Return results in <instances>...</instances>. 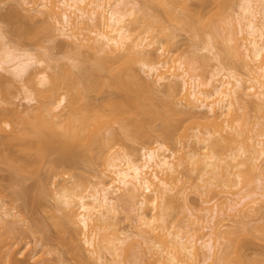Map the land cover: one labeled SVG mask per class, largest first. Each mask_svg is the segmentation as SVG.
Wrapping results in <instances>:
<instances>
[{
	"label": "bare ground",
	"instance_id": "1",
	"mask_svg": "<svg viewBox=\"0 0 264 264\" xmlns=\"http://www.w3.org/2000/svg\"><path fill=\"white\" fill-rule=\"evenodd\" d=\"M148 1V6H145L146 4L142 6L144 2L141 6H137L136 0H18L19 4L15 5L13 10H18L22 6L20 8L26 9L27 12L31 10L35 14L36 12L43 14V18H48L50 21L45 20L48 23L46 22L42 26L43 29L39 28V30L42 29L41 32L45 31L48 38L50 36L54 39L59 35L64 39L67 38L69 40L67 43L71 42L73 48L78 51L87 49V53L92 54V56L89 55L93 58H89V60H93V62H90L88 66L84 63L89 61L88 54L87 60L77 59V62H71V64L67 62L59 65L56 60L50 62L52 58L47 57L48 55L46 56L44 52H41L44 55L36 54L3 42V33L0 29V69L9 74L8 77L0 74V166H6V169L10 170L9 176H11H8L9 179L6 180H9L10 187L13 185L17 189V186L14 185L23 184L27 175H35L38 159H41L42 156L44 158L45 154L52 151L57 154V158L51 160L48 171L53 173L56 171L57 163L64 161L63 159H70L72 162L75 160L84 161L92 165L95 159L105 158L103 162L106 168L96 170L92 179L94 181L85 180L90 184L83 182L85 183L83 187L82 182H78L77 184L82 185V188L79 186L81 190L78 189L77 192L75 191V188H78L75 187L76 184L75 188H72L73 190L62 187L58 199L59 202L61 200L59 207L62 204L63 207H56V209L63 212V216L60 213L61 220H59V216L57 219L54 214H51L52 217L50 216V218L55 216L53 219L56 221L52 219L55 222L51 221L49 224H56L54 226L59 227L56 230H60V234L59 231L56 232L61 236L59 238L60 236L57 234L67 250L65 251L69 250V253L77 256L79 259L77 260L82 261L83 264V261L89 260L91 257L85 259L80 243L93 246L94 248H90V250L93 248V251L104 252L105 250L108 252L110 257L106 255L105 257L98 251L88 250L92 253L91 255L98 254L94 255L95 258L92 257L95 261L90 259L95 264H123L124 261H129L130 257L131 264H137L141 253V261L144 257L143 254L145 256L147 254V258L151 259L152 264H244L247 257L245 259L243 254L238 253L239 250L236 251V249V252L233 251V254L231 253L229 256V253L225 254L224 250L220 251V247L219 249L218 246L215 248L214 241L218 243L220 239V230L218 229L220 226L218 228L217 226L225 219L224 215L230 216L231 214L229 215L228 212L232 213V211L233 215L239 213L243 215L242 217L246 214L249 215L255 209L256 200L264 197V172H262L264 170L259 168V161L264 156V146H262L264 140L257 141L254 137L260 134L259 130L264 133V121L256 122L257 124L252 123L251 126L245 115H241L248 123L245 124L244 119L240 117L243 120L239 119L244 123L241 125L242 129L232 126L233 119L238 121L234 117L232 108L234 103H239L240 107L244 108L252 106L253 108H251L257 112L261 111V119L264 118V0L240 1V17L236 22L224 28V32L220 35L221 39L218 41L220 47H217L219 48L216 47V41L213 42V39L216 38L214 29H211L214 28L212 26L214 18L212 17L213 19L210 21L208 20L211 18L209 16L208 21H203L202 19H206L205 16L202 19L201 16L198 17L203 14L204 11L201 12L203 8L207 9L204 6L212 0H198L202 3V9L199 7L200 14L197 12V19L194 20L189 15H182L184 17L179 15L178 11L183 9L181 7L178 10L181 6L179 4L181 2L187 4V0H151L155 4L152 10L148 8L150 6V1ZM190 9L186 6L182 11L186 14ZM12 11L11 13H15ZM159 11L168 21L187 27L195 35H201L205 29L210 30L208 40L201 47L195 48L190 57V59L192 58L190 61H198L201 63L200 65H204L209 60H215L206 78H202L196 72L195 65L191 63L184 64L180 60H174L175 65H168V61L164 60L166 58L161 59L162 56L165 57L163 46H156L148 50L147 48L152 45V42L145 43L140 34H134L133 31L137 28L136 23L139 21L143 22L145 32L150 28L157 31L164 30L165 26L161 23ZM183 12L181 13L183 14ZM18 15L16 16L18 17ZM133 25H136V28ZM21 28H15L14 32L22 40L35 37L40 33L36 28V30ZM173 35L172 32L167 34L169 39H167V43L171 41L170 38ZM55 40L51 42V45L53 43L52 47L55 45ZM201 50H204L205 53L200 54ZM228 56L235 58L240 63L243 73H239L235 68L227 65ZM53 62L57 63V66L54 65L57 69L55 67L52 69L51 63L53 64ZM4 64L6 66H3ZM137 64L140 65V69L147 78L139 73L138 68L136 69ZM58 68L60 71H57ZM47 69H52L54 72L51 71L52 74H49ZM30 72L32 74L28 75ZM27 75L32 87L23 86L25 92L23 98L29 103H32L36 98L35 101L39 103L37 102V105L34 106L22 105L23 108H20V105L12 99L11 86L15 82H23ZM149 77H152V80ZM158 85L163 86L169 96L168 99L163 100L165 102L154 97L156 89L153 90V87ZM90 91H96L101 96L98 103L90 99L92 97L89 94ZM179 93L182 94V97ZM177 94L181 97H179V101L184 98L185 108L183 110H177L174 106L173 99ZM63 105L66 108V111L63 109L65 114L62 111H57ZM197 110L206 114L207 120H202L205 130H202L203 133L200 136V130L195 129L191 135L193 140H190L185 146L180 144L182 145L179 147L181 149L177 147L179 151L171 150L158 141L155 146L144 150L142 160H134L126 152L112 153L107 150L112 148L110 141L120 140L119 134L115 130L113 131V126H111L112 132L107 128L110 130L109 136L106 137L102 134V129L110 127L112 122L118 124L122 138L135 140L138 137H146L147 125L150 126L151 121L157 118L161 121L163 137L171 140L172 136L174 137L172 131L177 130L175 128L180 127L184 121L181 116L187 114V116L189 115L187 118L194 119ZM54 111L60 112L61 115ZM244 114L247 115V112ZM202 115L201 117L204 116ZM59 117L60 119H58ZM196 118L193 120L194 124L196 121H200ZM255 125L261 127L257 129V133H259L253 135L251 132L249 135L250 131L255 130L254 128L251 130ZM249 126L251 127L249 128ZM262 133L260 135L264 136ZM235 141L237 145L236 143L231 145L235 150L231 148L232 152L229 151V156L226 153L223 154L224 150L225 152L227 148L229 150L231 142ZM227 145L228 147H226ZM108 146L110 148H107ZM104 149L108 151V157L105 156ZM243 164L248 166V179H252L250 176L252 170L259 169L258 191L250 189L239 197L237 191L228 192L231 194L230 197H226L228 211H226L227 214L225 211L223 212L221 219L213 221L218 217L213 214L214 210H207L210 208H206L207 211L204 212L206 214L200 213L201 215L196 214L201 210L203 212L205 208H200L201 210L196 214L191 211L190 214H187L188 216L186 215L189 219L188 222L181 225L171 221L172 218L169 219L172 201L174 205L175 200L177 201V198L183 194V186L180 185L181 183L179 184V181H182L179 177L180 173H187L188 178H190L189 171L196 173L195 178L198 181V186L206 187V189L202 188L204 189L202 191L201 187H198L203 194L207 193L209 188L216 190L217 186L215 187V185L229 189L238 187L242 180L240 172ZM42 178L40 179L42 180ZM214 183L216 184L214 185ZM7 185L2 186L5 188L0 187V191L1 188L5 190ZM9 186L7 194L10 196ZM21 189L19 192L23 193L26 199L29 195L34 194L30 197V200L34 201L37 198L41 200L40 195L37 197V191L43 193L47 190V186L44 182L39 181L36 185L24 187V192H22L23 187ZM15 192L17 193L14 194ZM14 193L13 202L23 197L17 190ZM4 195L6 194L3 193V197ZM1 198L0 225L4 226L6 230L0 233V264H25V261L23 263L24 259L18 260L8 252L24 237L25 230L14 226L18 222V218L16 222L15 217L19 212L13 213V209H5L6 204L2 203L3 198L2 200ZM39 199L34 201L35 204L30 201L28 207L36 206ZM22 201L24 204L21 205V209L18 205L12 208L17 207L19 210L25 211L24 206L27 200L23 199ZM122 203H129L130 210H136H134L135 215L130 214L131 218L130 216L128 218L132 220L135 217V223L130 225V227L133 226L134 231L123 230L125 231L123 232L122 228L120 230L116 213L119 212ZM148 207L149 212L144 210ZM258 207L260 208V206ZM128 215L127 213L126 216ZM32 219L34 220V217ZM38 220L35 217L33 224L37 222L36 225H41L42 221ZM204 221L207 226L202 224ZM31 225L28 226L30 229ZM70 225H73L74 229H71ZM33 227L35 226L33 225ZM40 227L42 228V226ZM184 227L186 229L183 230ZM204 227L212 230L214 239L204 240L203 237L195 236L198 234L196 231L204 230ZM38 229L37 231H39ZM43 231H41V235ZM234 231H229V234L231 232L237 234L238 230ZM43 233L48 236L46 232ZM44 237L41 239L42 242L49 243V236L45 239ZM135 237L137 238L135 239ZM130 238L133 239L132 242H136V249L135 246H131L134 243L128 244ZM198 241L200 245H198ZM4 246H6L5 250L2 249ZM79 248L82 249L79 250ZM132 249L136 250L134 253L139 251L138 255L129 251ZM106 252L104 253L106 254ZM218 252L225 255L223 256L221 253L220 256ZM18 253L20 254V251ZM133 254L138 260L132 259ZM82 263L80 262V264ZM140 263L143 264L139 261Z\"/></svg>",
	"mask_w": 264,
	"mask_h": 264
},
{
	"label": "rangeland",
	"instance_id": "2",
	"mask_svg": "<svg viewBox=\"0 0 264 264\" xmlns=\"http://www.w3.org/2000/svg\"><path fill=\"white\" fill-rule=\"evenodd\" d=\"M144 1L145 0H136L137 6H141V4ZM147 1L144 2L142 6H144V4H146L145 6H148ZM149 1L148 2L150 3V6L148 8L152 10L154 8L153 6L155 4L152 3L151 0H149ZM240 1L241 0H212V2H209L210 4L208 3L209 5L207 4L204 6L207 9L204 10V8H203V10H201V12L204 11L203 12L204 15L202 14L203 15L202 16L199 12L200 11L199 9L202 7L201 6L202 3L198 0H187L186 1L187 4H184L185 2L184 3L181 2L183 5L181 3L179 4L181 6L178 8V10L181 9V7L183 9H181L179 11L177 10V11L179 12V15H181V17H184L182 15H189V17H191L193 20L197 19L198 13L200 14L198 17L201 16V19L204 18V16L206 17V19L205 18L202 19L203 21L207 20L209 18V16L211 17L208 19L210 21L214 18L213 23L215 25L213 24L212 26L214 28H211V29L212 30L214 29L213 32H215L214 34H216V38L213 39V42L216 41L215 42L216 47L217 46L220 47V43L218 41L221 39L220 35H222V33L224 32V28L230 26L231 23L236 22L237 18L240 17V14H241L240 6H239ZM17 4H19L18 0L17 1L16 0H0V29L3 33V39H2L3 42H6L8 45L13 46V47H19V48H24L26 50H30L31 52L36 53V54L38 53V54L44 55L43 53H41V52H44L46 54V56L48 55L47 57H50V59L51 58L53 59V60L51 59L50 62L56 60V61H58L59 65L65 64L67 62H69V64H71V62L72 63L77 62V59H79V60L80 59H86L87 60V58H86V56L88 54L87 49L82 50V51H78L77 49H74L73 48L74 46H72V43L70 42L71 45H70V43H67V42H69V40L67 38H65V39H67V41H65L63 36H60L59 34H56V35H59V36H56L58 38L55 37L53 39L50 36L48 38V36H47L48 34L46 35L45 31L41 32L40 30L43 29L42 26H44L47 22V21L45 22V20H48V21H50V20L48 18L47 19L43 18V14L40 13L41 14L40 15L36 11H35L36 12V14H35L33 11L28 10V12H30V13H28L26 11V9L23 10L22 8H20L22 6H20L18 10H13L15 5H17ZM183 6L184 7L187 6V7H189V9L191 8L190 11H192L194 14H190V13H192L190 11L189 12L185 11V12L189 13V14H187V13L185 14L182 11V10H184ZM206 6H208V7H206ZM12 10L15 13H18L20 16L18 14L11 13ZM185 10H186V8H185ZM180 11L183 12V14ZM159 14H160V18L162 21L161 23H163V25L165 26L164 30L157 31L154 28H150L147 30V32H145L143 22L139 21L136 23L137 28H136V25H133L136 28V29L134 28L135 29L133 31L134 34L135 33L140 34V36L144 38L145 43L152 42V45L149 48H147L148 50L153 49L156 46H163V49L165 50V55H164L165 57L162 56L161 59L166 58L164 60L168 61L167 62L168 65L169 64L175 65L174 60H180L184 64L191 63V64L195 65L196 72H198L202 76V78H206L207 75L209 74V71L212 69V65L215 63V60H209L206 63H204V65H200L201 63H199L198 61H195V60L190 61V60H192V58L190 59V57H191V54H193L192 51H194L195 48L201 47L208 40V38H209L208 35H209L210 30L205 29L201 33V35H195L193 32H191L189 29H187V27L185 28V27L178 25L177 23L168 21L163 16L161 11H159ZM8 15H10V16L12 15V16L10 17ZM16 15H18V17ZM29 16H32L33 18L29 17ZM8 17H10L12 19H10ZM44 17H45V15H44ZM15 28L16 29L17 28L18 29L30 28L31 30L37 29V31L40 33L35 31L38 33V34L36 33L37 37L35 35H33L35 37H31L29 39L22 40L18 36V34L16 32H14ZM39 28H42V29L39 30ZM170 32H172V34H174V35H173V37L170 38V40L172 42L170 41L169 42L170 44H169V43H167V39H168L167 34ZM50 38H51V40H50ZM52 40L53 41L55 40L54 47H52L53 43L51 45ZM219 47H217V48H219ZM80 49H82V48H80ZM69 53H71V54H69ZM199 53L203 54V53H205V51L201 50V51H199ZM90 55L92 56V54H90ZM90 55H89V57L87 56L88 60H89V58L93 59ZM90 62H93V60L92 61H90V60L85 61L84 63L86 64V66H88V64ZM55 64H54V62H53V64L51 63V65H53L52 69H54V67L57 66V63H55ZM59 65H58V67H59ZM227 65L229 67L235 68V70L237 72L243 73V68L241 67L240 63L235 58H233L231 56L227 57ZM3 66H6V65L4 64ZM137 68L139 69V71H140L139 73H141V75H143V77L146 76V74L143 73L142 69H140L141 68L140 65L137 64L136 69ZM52 69L51 70L47 69V71L49 70L48 71L49 74L51 73V71L54 72V70H52ZM55 69H57V68L55 67ZM57 71H60V69L58 68ZM0 74L5 75L7 77L9 76V74L7 72H5L1 69H0ZM30 74H32V73L30 72L28 75H30ZM28 75L23 80V82H21V83L15 82V84L13 86H11L12 94H13L12 99L14 100V102L16 104L20 105V108H23L22 105L34 106L38 102V101L37 102L35 101V100H37L36 98L33 99L34 101L32 103L27 102V100L23 98L25 96V92L23 91V86L26 85L29 88L32 87L31 83L29 82V76ZM33 75H34V73H33ZM146 78H147V76H146ZM36 87L39 88V86H37V85H36ZM154 87H156V88H154ZM154 87H153V90L154 89H156V90H154L155 95H154V93H153V95H154V97L156 96L158 98V100L163 101V100H166L169 98V96L165 92L166 90H164L163 86L158 85V86H154ZM61 91H63V90H61ZM89 94H91L92 97L90 99H92L93 102L98 103L99 100L101 99V96L98 93H96V91L95 92L90 91ZM179 94L175 95V97L173 99L174 100V106L176 107L177 110H183L185 108L183 105L184 104V101H183L184 98H183V100L181 99L182 101H179V99L182 97V94H180L181 97ZM247 98H249V97H247ZM247 98H245V99H247ZM163 102H165V101H163ZM251 107L247 106L244 108V107H240L239 103H234L232 108H233V112L235 114L234 117H236L238 119V121L233 119L232 126L234 125L239 129L242 124L244 125V123L247 124L249 122L251 125L252 123L255 124L256 122L261 123L262 121H264V118L261 119V114H262L261 111L257 112V110H254V109H252L253 107L252 108ZM63 109H65V111H66V108L64 107V105L59 107L57 109V111H62V113H63V112H65ZM57 111H54V112L60 114V112H57ZM244 111L247 112V115L244 114V113H246ZM199 112H201V111H198L196 113L195 117H197L196 119H199L200 120L199 122L202 123V120H207L205 117L206 114H204L203 112H201V114H199ZM63 114H65V113H63ZM60 115H58V116H60ZM201 115L204 118L201 117ZM241 115H245V118H246V120L248 119L247 120L248 122L245 120V118H243L244 116H241ZM188 116H187V114L181 116V118L184 119V121L180 124V127L178 126L177 128H175V129H177V130H174L175 132L172 131V133L174 134V137L172 136L171 140H168V139L163 137V134L161 131L162 130L161 129V121H160V119H157V118H155V119H153V121H151L150 124L152 126L151 125L150 126L147 125L148 127L145 126V127H147L146 128V131H147L146 137H143V138L138 137V139L136 138L135 140H133V139L128 140V139L122 138L120 130L118 128V124L116 122H112L110 127L113 126V131L115 130V132H117L119 134L120 140L118 139L119 141H117V142L116 141H110V145H112L111 146L112 148H110L108 146L107 148H110V149H107V150L109 152H112V153L117 152V151L118 152H126L131 156L132 159L142 160L144 150H146L150 146H155L157 141H158V142H162L163 144H165V146H167L171 150L179 151L177 149V147L179 148V147H182V145H184V146L188 145V142H190V140H193L191 135L195 132V129L196 130L198 129V131L200 130V136H201V133H203V131L205 130L204 129L205 125L203 123H202L203 126L198 121H196L197 123L195 122V124H194L193 120H195V117H194V119H190V118H187ZM228 116H230V115H228ZM60 117L62 118L63 116H60ZM60 117L58 119H60ZM240 117H242L244 119V123H243V121H241L243 119H241ZM204 122L206 123V121H204ZM2 123L3 122H1V124ZM2 125H4V124H2ZM191 126H193V127H191ZM251 126H249V128ZM110 127L108 126V127H106V129L105 128L102 129V131H103L102 134L105 135L106 137H107V135L108 136L110 135V133L108 134V132H110V130H108L107 128L111 129V132H112V127L111 128ZM244 128H245V126H244ZM246 128H248V127H246ZM253 128L255 130L250 131V133H248L249 135L251 134V132L253 133V135H255V133L258 134L259 132H260V134L262 133L260 130L257 133V131H258L257 129L258 128L260 129L261 127H258L257 125H255V127L253 126L251 128V130ZM6 129L8 130L9 128L7 127ZM241 129H242V127H241ZM260 134H258L259 136L258 135L254 136L255 139H257V141L258 140H261V141L264 140V136H262ZM262 134H264V133H262ZM238 139L241 140L240 137H238ZM262 142H264V141H262ZM232 143L233 144L236 143V145H237L236 141L231 142V144L229 142V144H230L229 150H228V148L226 149L224 147L226 149V152L224 150L223 154H225V153L227 155L230 154L229 151L232 148L231 147ZM180 144H182V145H180ZM262 144H264V143H262ZM262 146H264V145H262ZM226 147H228V145ZM233 147H234V145H233ZM186 148H184V149H186ZM105 149H104V151H105ZM179 149H181V148H179ZM232 150H235V149L232 148ZM108 151H105L106 152L105 156L107 155V157L109 155V154H107ZM52 152L48 153L47 155L45 154L44 158L42 156L41 159H38V161L36 162L37 163L36 164V174L35 175L34 174L27 175V178H25V180L23 182L24 186L21 183L22 187H23L22 192H24V187L26 188V187L32 186L34 184L36 185L39 183V181L44 182V184L47 186V190H45V192L47 191L46 193L44 191H43V193H41V191L40 192L37 191V193H38L37 197H39V195H40L41 200L39 198H37V200L39 199L40 201H38L39 203H37L36 206L33 205L34 206L33 208H32V206H29L30 207L29 208L28 204L30 201L31 202L33 201V200H30L31 199L30 197L34 196V194L32 196L27 195L29 198L27 197V199H26V196L23 195V193L19 192V190H22L21 184H18L20 186L14 185V186H17V189H16V187H13V185L11 186L12 187L11 188L9 186V183H8L9 180H6V179H9V177L11 176V175L9 176L10 170H7L6 166H3V165L0 166V187H2L3 185L6 186L8 184L5 190L4 189L2 190V188H5V187L1 188V191H3V192L1 193V191H0V198L2 197L3 201H4V202L2 201V203L6 204L4 207L5 209L11 208V209H13V211H12L13 213L19 212V213H17L18 216L15 217L16 222H17V218H18V222L14 226L21 229V230H25L24 237L21 240H19L17 244L12 246L8 252L12 253V256L18 260L24 259L23 263L26 262L27 264H80V262L82 263V261L79 262L78 261L79 259L77 256L75 257L74 255H72L73 253L72 254L69 253L70 252L69 250H68V252H66L67 250H66L65 246L62 245V243L59 239V238H61V236L59 235L60 230H58L59 234L57 233L58 231L56 230V228L58 229L59 227L54 226L56 224H53V225L49 224L52 221V219L55 218V216L53 218H50V216L52 217L51 214L56 215V218H57V216H59V218L63 216V212L61 213V211H58L59 209L58 210L56 209V207H59V203H61V200L59 202L58 198H59V194H60L62 187H65L67 189L68 188L74 189L75 187H78V188H75L76 189L75 191L77 192L78 189H80L79 188L80 185L77 184L78 182H82L83 187H84L85 183H83V182H86L88 184L89 181L93 179V175L95 174V172H97L96 170L106 168V165L103 162V159L105 161V158L95 159L94 163L92 165H90L89 163L84 162V161L82 162L79 160L78 161L75 160L74 162H72V160H70V159H63L64 161H61L60 163L58 162L57 163L58 165L56 164L57 165V167L55 166L56 171L54 170L55 172L53 173L52 171H48V168L52 162L51 160L52 159L54 160L57 158L56 157L57 154L54 151H52ZM230 152H232V151H230ZM104 153L101 155L103 156ZM177 153H179V152H177ZM225 157H227V156H225ZM260 160L261 161H259V168L261 167L262 168L261 170H264V156H262V158ZM244 165L245 164H243V166L241 167L240 174H241L242 180H240L241 182H239L238 187L229 189V188L224 187V186L218 187L219 185H215L216 183H214L215 187L217 186V189L214 187V189H216V190H211V188H209L210 187V185H209L208 192L203 193V194H201V191L204 190L202 188L206 189V187L198 186V184H197L198 181L195 178L196 173H194V172L192 173L191 171H189L190 178H188L189 176H187L188 175L187 173H184V174L180 173L179 177L181 178L182 181L181 182L179 181V184L181 183L180 185L183 186V189H182L183 194H181V197L179 196L177 198V201L175 200L174 205H173V201H172V205H171L172 209L170 210L171 215H169L170 216L169 219L172 218V220L171 219L170 220L178 223L179 225L184 224V223L188 222V220H189L187 217L188 216L187 214H190L191 211H192V213L196 214L199 210H201L200 208H205V209L203 212H201L202 211L201 210L196 215H199L200 213L206 214V213H204L206 208H210L207 210H211V209H212V211L214 210L213 214L217 215L216 217H218L213 221L216 222L218 219H221L223 212L228 211V208H227L228 200L226 197L231 196V194H229V193L237 191L238 192L237 196L239 197L241 194L246 193L250 189H254V190L258 191L257 190V184H258L259 169H256V170L254 169V171L252 170V175L250 174L252 179L250 178L251 179L250 180L247 178V177H249L247 175L248 174L247 172L249 170V169L247 170L248 166H244ZM57 171L60 174H58ZM182 171L184 172L183 169H182ZM182 171H180V172H182ZM262 172H264V171H262ZM253 176H254V178H253ZM41 177H43L42 180L40 179ZM85 180H89V181H85ZM248 180H250V181H248ZM92 181H94V180H92ZM75 184H76V186L74 187ZM200 184H202V183H200ZM8 186L10 188V192H9L10 196H9V194H7V192L9 191V189H7ZM198 187L199 188L201 187V189H200L201 191L199 190ZM212 188H213V186H212ZM13 189H14V191L17 190L18 193L21 194V197L23 195L22 198L25 199V201L29 200L28 203H26L27 201L25 202V204H26L25 205L26 207L24 206L25 211L24 210L21 211L17 207L12 208V207L18 205V207H20V209H21L22 208L21 205L23 206V204H24V203H22L23 202L22 198H20L21 200L19 199L18 201L16 200L15 202H13L14 199H12V198L13 197L15 198V195H13V193H14ZM4 191H6V192H4ZM12 191H13V193H12ZM3 193L6 194V195H4V197H3ZM16 193L17 192H15L14 194H16ZM39 193H41V194H39ZM24 196H25V198H24ZM255 197L259 198L258 196H255ZM2 198H1V200H2ZM16 198L18 199V197H16ZM35 198H36V195H35ZM33 199H34V197H33ZM259 199H257L258 202L256 200V205L254 206V208H255L254 211L250 212L249 215L246 214V216L244 215V217H242L243 215H240V213L238 215L237 214L233 215V211H232V213L228 212V214L229 215L231 214V215L230 216L224 215L223 217L225 219H223V221H221L217 226V228L220 226L218 228L220 230V235H219L220 239L218 240V243L214 241L215 248H217V246H218V249H219V247H220L221 248L220 251L224 250L225 254L229 253V256H231L230 255L231 253L233 254V251L236 252L239 250L238 253L243 254L245 256V259L247 257L246 263H244V264H254V262L256 260L257 261L255 264H264V197H261ZM37 200H34V201H37ZM34 201L32 204L36 203V202L34 203ZM56 205H58V206H56ZM121 205H120V207L118 206L119 212L116 213V215H117L116 219L119 221L118 224H119L120 230L122 228L121 231L125 230L127 232H131L133 230L132 229L133 226L130 227V225L131 224L133 225L135 223V221H134L135 217L132 216V217H134V218H132V220L128 219V218H129L130 214L135 215V212H134L135 209L130 210L131 205H129V203L128 204L122 203ZM258 206H260V208ZM27 207H28V209H27ZM62 207H63V204L59 208H62ZM60 210H62V209H60ZM144 210L145 211L148 210V212H149L150 209L148 207L147 209H144ZM60 213L62 214V216H60L61 215ZM127 213L129 214L128 216H126ZM195 214H193V215H195ZM226 214H227V212H226ZM32 217H34V220L32 219ZM35 217L37 218V220L40 219L42 221L41 225L40 224L36 225L37 222L35 224H33V221H35ZM130 218H131V216H130ZM190 219H191V217H190ZM13 220H14V218H13ZM40 220H38V221H40ZM53 220L56 221V219H53ZM59 220H61V218ZM213 221L211 222V224L214 223ZM240 221H241V223H242V221H243V223H245V222L246 223L244 225H242L243 223L241 224ZM38 223H40V222H38ZM42 223H43V225H42ZM204 223H205V221L202 224H204ZM30 225L33 228V230H32V228L30 229V227H28ZM33 225L35 227H33ZM204 225L207 226V224H204ZM40 226H42V228ZM36 227L43 229L44 231L40 230ZM35 228H36V231L34 230ZM29 229L32 230L33 232L30 231ZM37 229L39 231H37ZM71 229H74L73 225L71 226ZM184 229H186V227H184L183 230ZM5 230H6V228L4 226L0 225V233L5 232ZM233 230H235V231L238 230L237 234L235 231H234L235 233L231 232L229 234V231H233ZM41 231L46 232L48 234V236H49L48 242L49 243H46V241H45V244H44L42 242L41 239L44 236L45 237H48V236L43 232L41 235ZM71 231L73 232V230H71ZM125 231H123V232H125ZM199 231H202V232H199ZM197 232H198V234H195L196 237L197 236H199V238L203 237L202 239H204V240L208 239V238L214 239V234L212 233V230L209 228L204 227V230L200 229V230H197L196 233ZM200 233H201V235H200ZM57 234L60 236L59 238H58ZM67 234H65V235H67ZM45 237H44V239H45ZM136 238L137 237H135V239ZM97 239H98V237H97ZM130 239H129L130 242H128L129 240L127 241L128 244L129 243L133 244L134 243V242H132L133 239L132 238H130ZM46 240H47V238H46ZM135 243L131 246H133V247L135 246V249H136L137 247H136ZM81 244L82 243H80V247H83V254L82 255H85V257H86V258L85 257H83V258L89 259V257H91V258L94 257V255L96 253H93V255H91L92 253L89 252V251H93L92 249L94 247L91 246L93 248L90 250L91 247L89 245L86 246V244L85 245L82 244L83 245L82 246ZM95 244H96V242H95ZM97 244H98V242H97ZM198 245H200L199 241H198ZM84 246H85V248H84ZM94 246H96V245H94ZM123 246H125V245H123ZM97 247H98V245H97ZM133 247H130V248H133ZM86 248H88V249H86ZM2 249L5 250L6 246H4ZM81 249L79 248V250H81ZM134 250L132 249L129 251L130 252L133 251V253H134L136 251V250L135 251ZM138 250H139V248H138ZM19 251H20V254L18 253ZM95 251H98V250H95ZM95 251H93V252H95ZM217 251H219V250H217ZM104 252H106V251L104 250ZM104 252H101V250L98 251V253H103L101 255H103V256L106 255V256L110 257L108 252H106V254ZM138 252L139 251H137V253ZM137 253H134V254H137ZM221 253L222 252L219 253L220 256L222 254H223V256L225 255L224 253H222V254ZM244 253L247 255H245ZM134 254L132 256H134ZM82 255H81V257H82ZM96 255H98V254H96ZM234 255L236 256V253H234ZM237 255H239V254H237ZM141 256H142V253L139 256L140 262H142L143 264H152L151 259L149 260L148 259L149 257L147 258V254H146V256L143 254L144 257H143L142 261H141V258H142ZM244 256H242V257H244ZM130 258H129V261L126 260V261H124L123 264H131ZM133 258H136V257L134 256V257H132V259ZM85 259H83V260H85ZM89 260H85L86 262L83 261L84 264H87L88 262H90L92 264L95 261L93 258H92V260H94L93 262H91V260L90 261ZM136 260H138V259L136 258ZM139 261H137L138 262L137 264H139ZM96 264H99V263H96Z\"/></svg>",
	"mask_w": 264,
	"mask_h": 264
}]
</instances>
